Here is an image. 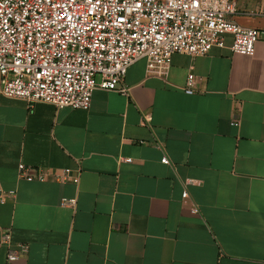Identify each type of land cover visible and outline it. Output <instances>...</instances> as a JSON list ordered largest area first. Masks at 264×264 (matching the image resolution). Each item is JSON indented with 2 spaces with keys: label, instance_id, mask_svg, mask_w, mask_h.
I'll return each mask as SVG.
<instances>
[{
  "label": "crops",
  "instance_id": "0c3cea01",
  "mask_svg": "<svg viewBox=\"0 0 264 264\" xmlns=\"http://www.w3.org/2000/svg\"><path fill=\"white\" fill-rule=\"evenodd\" d=\"M233 20L261 32L253 56L226 35L174 54L165 78L141 59L127 96L97 88L89 110L1 98L0 184L16 195L0 203V264H264V12ZM21 163L68 182L22 180ZM6 234L30 247L15 263Z\"/></svg>",
  "mask_w": 264,
  "mask_h": 264
},
{
  "label": "built area",
  "instance_id": "2783aa9c",
  "mask_svg": "<svg viewBox=\"0 0 264 264\" xmlns=\"http://www.w3.org/2000/svg\"><path fill=\"white\" fill-rule=\"evenodd\" d=\"M237 12L233 0H0V106L1 98H12L30 107L89 110L97 88L128 95L125 78L137 61L146 60L149 76L165 78L174 54L206 55L224 47L226 35L233 37L232 52L253 56L261 32L234 21ZM187 81L192 85L195 76ZM18 173L27 182L69 179L68 170L53 174L23 163ZM15 195L0 184V203ZM62 205L74 207L76 200L64 198ZM2 244L9 263L30 249L13 245L10 234Z\"/></svg>",
  "mask_w": 264,
  "mask_h": 264
},
{
  "label": "rangeland",
  "instance_id": "374dc122",
  "mask_svg": "<svg viewBox=\"0 0 264 264\" xmlns=\"http://www.w3.org/2000/svg\"><path fill=\"white\" fill-rule=\"evenodd\" d=\"M238 7L243 6L250 10L264 12V0H233Z\"/></svg>",
  "mask_w": 264,
  "mask_h": 264
}]
</instances>
